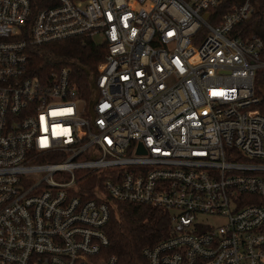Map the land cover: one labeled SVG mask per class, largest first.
I'll return each mask as SVG.
<instances>
[{"label":"built area","instance_id":"1","mask_svg":"<svg viewBox=\"0 0 264 264\" xmlns=\"http://www.w3.org/2000/svg\"><path fill=\"white\" fill-rule=\"evenodd\" d=\"M71 38L89 85L28 74ZM117 203L168 213L148 264H264V0H0V264H116Z\"/></svg>","mask_w":264,"mask_h":264},{"label":"trees","instance_id":"2","mask_svg":"<svg viewBox=\"0 0 264 264\" xmlns=\"http://www.w3.org/2000/svg\"><path fill=\"white\" fill-rule=\"evenodd\" d=\"M105 49L91 40L71 38L40 45L30 52L28 74L44 75L51 69L67 65L89 85L88 75L102 60ZM168 213L144 205L117 203L105 231L109 243L107 256H114L116 264H148L142 256L146 246L164 239L169 232Z\"/></svg>","mask_w":264,"mask_h":264},{"label":"rangeland","instance_id":"3","mask_svg":"<svg viewBox=\"0 0 264 264\" xmlns=\"http://www.w3.org/2000/svg\"><path fill=\"white\" fill-rule=\"evenodd\" d=\"M221 222H222V220H221V219L217 220V223H221Z\"/></svg>","mask_w":264,"mask_h":264},{"label":"snow or ice","instance_id":"4","mask_svg":"<svg viewBox=\"0 0 264 264\" xmlns=\"http://www.w3.org/2000/svg\"><path fill=\"white\" fill-rule=\"evenodd\" d=\"M43 119V118H42ZM44 143H46V142H44ZM43 146V145H42Z\"/></svg>","mask_w":264,"mask_h":264}]
</instances>
